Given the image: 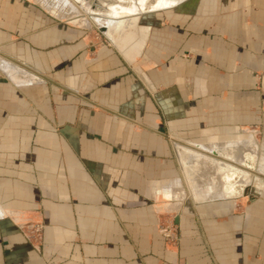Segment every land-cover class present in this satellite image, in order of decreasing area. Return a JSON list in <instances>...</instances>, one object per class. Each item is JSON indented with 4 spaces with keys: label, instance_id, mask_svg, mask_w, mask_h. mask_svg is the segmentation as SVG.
Segmentation results:
<instances>
[{
    "label": "crops",
    "instance_id": "1",
    "mask_svg": "<svg viewBox=\"0 0 264 264\" xmlns=\"http://www.w3.org/2000/svg\"><path fill=\"white\" fill-rule=\"evenodd\" d=\"M163 1L113 6L182 5ZM199 6L183 45L172 19L175 35L158 32L152 55L134 56L124 35L88 58L79 32L52 20L38 30L33 4L0 2V61L13 66L0 67V97L21 92L30 112L0 135V264H264V168L246 167L264 157L253 78L264 73V0ZM28 215L43 223L40 246L22 231ZM166 216L177 251L157 230Z\"/></svg>",
    "mask_w": 264,
    "mask_h": 264
},
{
    "label": "rangeland",
    "instance_id": "2",
    "mask_svg": "<svg viewBox=\"0 0 264 264\" xmlns=\"http://www.w3.org/2000/svg\"><path fill=\"white\" fill-rule=\"evenodd\" d=\"M30 2V4H33L36 8L37 12V18H38V25H42L39 27L38 30L44 29L46 23H48V20H52L53 23H58L59 27L62 25L61 29L67 28L69 32L71 31L76 34L79 32L80 35H82L78 42L75 44H84V50L86 57H92L102 48H106L108 50H115L114 49V42L115 40L112 38L111 34L108 32L107 24L104 26L98 25L97 23L99 21H103L105 18L108 19L107 23L113 22L112 19L107 15L110 13V9L105 11V8H108L109 6L114 5V1L116 0H69L72 5L76 8L78 18L84 19L88 26H81L77 27L74 24H72L70 21H63L62 19L54 16H52L45 11V7L41 5L40 3L36 2ZM2 2V0H0ZM107 2V3H106ZM108 2L111 4H108ZM155 0H148L147 5H153ZM179 2V1H178ZM204 0H180L179 3H182V5L178 8L171 9L169 11L163 12L158 11L156 9H149L145 8L142 13L137 14V18H132L129 21L132 22V26H127L128 34H131L132 36H126L127 39L129 38V43L127 44L129 47H136L137 44L140 45L141 53L143 52L144 55H149L156 52V48H153V43L156 44V34L161 33L164 34L166 37L167 35L171 34L172 31L175 35L177 31V27L172 28V24L170 21L172 19H176L177 23L180 24V30L177 32L180 34V40H178L180 45L187 42V38H189V32H188V25L194 22L199 17L203 16L202 8L199 6L200 3H203ZM172 6V5H171ZM200 7V8H199ZM104 11V12H103ZM130 11V10H129ZM108 18H107V16ZM132 15V13H130ZM75 15H73L74 18ZM136 19V20H135ZM165 26L164 32H161L160 26ZM101 27H107V33L100 32L98 29ZM127 34V33H126ZM108 35V36H107ZM118 36H121V34ZM192 36V35H191ZM226 36H229L226 34ZM143 38V42L142 39ZM176 40L178 39L177 36H175ZM71 43V42H70ZM167 45V43H165ZM181 48V47H180ZM177 49V48H176ZM183 50V48H182ZM181 50V51H182ZM53 51H57L55 48ZM75 49L73 47L69 48V57H68V64L71 63V52H74ZM140 57V56H139ZM138 57V58H139ZM65 59L62 61L64 62ZM150 67V68H149ZM148 67L149 73L153 71V66L150 64ZM4 70V69H3ZM11 77H13L10 74ZM6 76H3V74L0 73V84H3L4 88L8 89V80L5 78ZM253 78L255 80V92H257L260 101L261 106V113L264 115V73L262 74H254ZM39 79V78H38ZM59 92V91H58ZM7 93V92H6ZM5 93V94H6ZM10 93V92H9ZM56 94V93H55ZM60 93H57L56 95L59 96ZM260 94V95H259ZM11 97H0V135L3 134L2 131H14L13 129V118H17L18 116L20 118L27 117L29 112L28 107H25L22 109L18 103V98L23 99V94L21 92H14L13 95L10 93ZM4 104V105H3ZM3 107V109H2ZM4 111V113H3ZM19 113V114H18ZM264 119V118H263ZM18 125V124H15ZM26 125V126H25ZM22 126L21 131L28 130L29 125L22 124L19 125ZM28 126V127H27ZM136 127H139V125H136ZM19 129V127L17 128ZM256 131H258V141L260 144L264 142V121L262 122V126H255L254 128ZM256 162V161H255ZM254 160H248L246 161V167L253 170L254 167H262L264 168V157L262 156V161L260 164L255 163ZM264 175V172H259ZM262 176V175H261ZM263 190V189H262ZM38 218V217H37ZM15 219V218H14ZM25 222L21 224L22 231L24 232L25 236L36 246H40L43 241V230L44 226L42 221H39V219H36L35 216L28 215L27 217H24ZM161 222L167 221L168 226H170V233L174 235L173 240H165V247L170 250H178L181 236H180V227L176 224V222L173 220L172 216H166L165 218H162L160 220ZM198 222V225L203 228L204 226V220H196ZM218 221V220H217ZM221 222V221H220ZM158 230V229H157ZM160 235V234H159ZM161 236V235H160ZM162 237V236H161Z\"/></svg>",
    "mask_w": 264,
    "mask_h": 264
},
{
    "label": "bare ground",
    "instance_id": "3",
    "mask_svg": "<svg viewBox=\"0 0 264 264\" xmlns=\"http://www.w3.org/2000/svg\"><path fill=\"white\" fill-rule=\"evenodd\" d=\"M32 1L40 3L41 5H43V7H45V9L47 11H49L54 16H56L62 20H65V21H70L75 26H78V27L88 26L87 22L84 19L78 18V16H76L78 14L76 11V8L72 5V3L69 0H32ZM118 1L119 2L120 1L125 2V1H129V0H118ZM133 1H135V0H133ZM137 1H138V3L141 4L145 0H137ZM175 1H177V0H164L163 2L165 4H171ZM122 5L123 4H121V6ZM108 9H110V13L107 15L110 17V19L113 20V22L107 23L108 19L105 18L103 21H99L97 24L101 25V26H104L107 24L108 32L111 34L112 38L115 41L116 40L121 41L123 39L125 40V38H123L124 35L131 36V34H128L129 33L127 31L128 29H125V28H127V26H129V25L132 26V22H130L129 20L132 19V17L137 18V14H139L141 12L139 10L127 11V10L120 8L117 5L116 6H109L108 8H105V11ZM130 13H132V15H130ZM73 15H75L74 18H73ZM108 16H107V18H108ZM123 32H124V34H123ZM118 34L119 35L121 34V36H118ZM125 42H126V40H125ZM123 47H124V44L122 45L120 43L118 45V48L120 50ZM139 48H140V45L137 44L136 49L134 50L135 53L133 52L134 56L136 53L139 52ZM127 55H129V53ZM3 65L8 66V67H13L11 63L7 62L6 60L1 59V61H0L1 69L3 68ZM200 158H202V157H200Z\"/></svg>",
    "mask_w": 264,
    "mask_h": 264
},
{
    "label": "built area",
    "instance_id": "4",
    "mask_svg": "<svg viewBox=\"0 0 264 264\" xmlns=\"http://www.w3.org/2000/svg\"><path fill=\"white\" fill-rule=\"evenodd\" d=\"M158 233L162 236L164 243H165V240L174 239V235L170 233V226H168L167 221L158 222Z\"/></svg>",
    "mask_w": 264,
    "mask_h": 264
},
{
    "label": "water",
    "instance_id": "5",
    "mask_svg": "<svg viewBox=\"0 0 264 264\" xmlns=\"http://www.w3.org/2000/svg\"><path fill=\"white\" fill-rule=\"evenodd\" d=\"M100 32H104V33H107V27H101V28H99L98 29ZM173 147L174 148H179V149H182V150H184V151H186V152H189V153H191V152H196V150L197 149H200V146H198V145H196V146H194V147H188V146H184V145H180V144H178V143H173ZM215 155V154H214Z\"/></svg>",
    "mask_w": 264,
    "mask_h": 264
}]
</instances>
